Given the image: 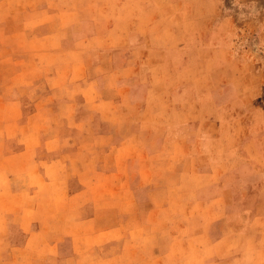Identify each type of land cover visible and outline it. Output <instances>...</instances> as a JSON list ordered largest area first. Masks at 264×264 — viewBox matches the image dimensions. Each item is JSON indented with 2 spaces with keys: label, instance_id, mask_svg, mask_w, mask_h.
<instances>
[{
  "label": "crops",
  "instance_id": "1",
  "mask_svg": "<svg viewBox=\"0 0 264 264\" xmlns=\"http://www.w3.org/2000/svg\"><path fill=\"white\" fill-rule=\"evenodd\" d=\"M234 2L0 0V264H264Z\"/></svg>",
  "mask_w": 264,
  "mask_h": 264
},
{
  "label": "rangeland",
  "instance_id": "2",
  "mask_svg": "<svg viewBox=\"0 0 264 264\" xmlns=\"http://www.w3.org/2000/svg\"><path fill=\"white\" fill-rule=\"evenodd\" d=\"M202 1L204 3L203 5L208 7V0ZM241 3L248 6V12H242L239 14V17L241 18H236L237 25L242 21L243 31L240 28H238L237 31L231 29L229 30V33L225 34L237 39V42L240 45L239 47L242 48L243 57L241 63L243 74L241 79L243 84L258 85L259 90L256 94H250L253 101L258 102V117L256 116L255 118L257 119H254L256 123L250 127L243 125L242 131L244 133L264 132V0H241ZM223 5L224 8L226 7L225 11L218 14L215 20H227L230 21L231 26L232 24L234 26L235 19L231 16L233 14L226 12L229 6L234 7V0H223ZM252 70H255L257 74L253 76ZM6 79L8 78H4V83ZM229 80L234 82L236 78L230 76ZM222 82L223 81L220 80V84H222ZM251 109L248 110V113L251 111L256 113V108L253 107V109ZM210 111L213 117H218V109L212 108ZM244 116L246 115L244 114ZM248 120H252V118L249 117ZM213 127L216 129V132H218V126ZM235 127L238 126L231 125L230 128L232 133L235 132Z\"/></svg>",
  "mask_w": 264,
  "mask_h": 264
}]
</instances>
